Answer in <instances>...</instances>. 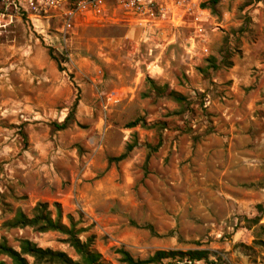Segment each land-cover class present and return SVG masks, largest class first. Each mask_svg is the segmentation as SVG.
Here are the masks:
<instances>
[{"label":"rangeland","instance_id":"obj_1","mask_svg":"<svg viewBox=\"0 0 264 264\" xmlns=\"http://www.w3.org/2000/svg\"><path fill=\"white\" fill-rule=\"evenodd\" d=\"M211 1L150 19L105 0L67 31L68 9L0 0V242L77 260L57 232L7 227L48 202L103 264H264V0Z\"/></svg>","mask_w":264,"mask_h":264},{"label":"trees","instance_id":"obj_2","mask_svg":"<svg viewBox=\"0 0 264 264\" xmlns=\"http://www.w3.org/2000/svg\"><path fill=\"white\" fill-rule=\"evenodd\" d=\"M72 2L77 0H71ZM213 4H218L220 0H212ZM169 95L176 101L182 103L185 98L178 93L171 91ZM72 114L65 121L58 125L59 130H64L68 127ZM142 120L138 119L131 124L130 127H135ZM144 126L145 123H143ZM157 125H153L154 128ZM133 145L127 146V151L117 158L112 160L122 161L128 153L133 150ZM55 211L51 210V205L48 202H39L33 209L31 215L25 214L22 210H17L15 217L7 223L10 228H31L39 233L57 232L65 238L63 243L69 245L78 257L77 260L69 257L65 252L55 251L52 249H44L36 243L22 239L19 248L16 250L7 244L6 240L0 242V254L11 259L13 264H30L28 257L33 258L34 264H103L102 255L93 248L94 237H87L86 240L81 238L82 233L87 232V229L78 227L80 221H76L73 215L64 216L61 206L54 204ZM67 220V221H65ZM148 228L152 234L155 231L152 227ZM121 260L127 264H162L165 260H170L168 264H173L171 261L179 259L180 262L186 261L185 264H193L198 261H205L206 264H218L210 260L211 252L208 250H189L181 251H158L154 255L145 260L134 259L128 252L120 250ZM2 264V263H0Z\"/></svg>","mask_w":264,"mask_h":264},{"label":"built area","instance_id":"obj_3","mask_svg":"<svg viewBox=\"0 0 264 264\" xmlns=\"http://www.w3.org/2000/svg\"><path fill=\"white\" fill-rule=\"evenodd\" d=\"M21 2L23 0H20ZM105 0H24L26 5L37 15H49L51 12L68 9V20L64 26L67 31L71 29V19L85 11L88 6L95 5L99 10ZM117 7L131 16H142L154 19L157 15L165 17L172 9L195 7L204 0H114ZM69 7V8H68Z\"/></svg>","mask_w":264,"mask_h":264}]
</instances>
